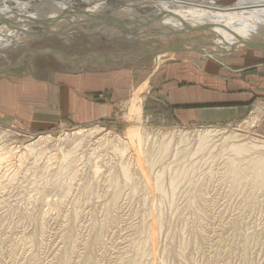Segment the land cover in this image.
<instances>
[{"label":"rangeland","instance_id":"1","mask_svg":"<svg viewBox=\"0 0 264 264\" xmlns=\"http://www.w3.org/2000/svg\"><path fill=\"white\" fill-rule=\"evenodd\" d=\"M89 1L91 3L96 2V0ZM105 1L108 2L110 7L117 9L136 0ZM198 1L195 4L201 3V1L213 2L212 0ZM237 1L239 0H216L215 2L218 6L229 7ZM75 2L78 9L88 7L83 3V0H76ZM36 3L39 4L38 1ZM171 5L175 8L173 3ZM4 6L6 9V7L10 8L13 5L7 3ZM153 10V8H146L139 10L138 13L146 16L152 12L154 13ZM107 14H110V12ZM39 30L43 29L34 28L33 31L36 34L30 35L32 39L24 46L11 47L0 54L10 55L12 60L20 57L18 63L20 60H24V63L31 60V62L36 61L37 64L50 67L59 64L56 61L57 57L40 56L32 59L29 56L30 52H47L54 48L53 50L62 53L67 58L77 56L104 58L110 54L129 57L149 46H154L157 51L164 52L167 50L168 44L176 39V36H171L165 40L150 39L131 42L123 39L112 40L103 35L89 37L75 33L63 35L62 37L50 36L48 39L36 42L33 38L39 36V34L42 35ZM183 33L186 37L198 39L203 37L202 30H188ZM241 50L252 52V49L245 47ZM27 52L29 53L27 54ZM0 58L1 67L6 61L2 57ZM137 58L138 60H135L132 64H119L118 71L112 72L115 75L113 86L111 85L102 93L93 96V99L97 101L95 103L109 106L111 113L105 118L81 125L73 122L72 118H66L55 126L36 129L14 121L0 119V150L5 148L13 153L12 156H9L7 162L2 163L0 168V264H57L70 235L76 238L77 244L83 240L78 245L76 244L75 248L79 246L80 249L77 248V252L75 249L77 254L73 255L75 258L77 257V260L72 257L71 264H91L84 257L85 250L83 246L90 239L94 227L101 228L102 240L94 253L96 264H136L133 242L137 237V229L145 223L144 229L148 231L149 227L157 221L155 216L158 215V211H156L157 202L154 188H156L155 174L159 167L155 168L154 171H148L151 178H149L151 189L149 191L150 189L140 180L142 175L136 170L138 167L136 165L137 157L135 156H137V152L135 151L137 150L135 146H133L134 148H131L128 144L122 146L127 148L126 160H130L132 163V173L134 179H137L135 181L137 192L141 191V194L139 192L137 194L140 196L147 195L149 200L147 199V205H143L140 196H134L129 188H125L114 202L111 197L113 190L109 188V173L118 164L116 163L118 156L108 146H102L101 142L104 139L120 138L124 143H127L129 136L127 134L126 117L129 115V103L133 94L140 91L139 88L146 81L149 88L146 87L142 94L143 113L140 122L145 134L143 135L145 139H143L145 142L143 148L159 141L162 134L171 132L188 131L195 135L199 131L217 129L222 130L226 136L231 133L236 134L239 133L237 131L240 130V124L248 119L251 120L250 122L256 123V127L252 129L253 133L259 137H264V106L260 104L253 106L250 115L246 119L232 125L185 127L176 124L166 114L165 105L157 101L158 83H161L163 69L170 59L163 58L159 67L155 70L156 56L154 54L144 53L133 59ZM170 58L176 60L177 58L200 59L205 57L198 52L184 51ZM7 60L9 61V58ZM71 67L77 66L72 65ZM99 72L104 73L106 71L101 70ZM9 126H15L21 132L8 128ZM79 128L85 130L99 128V132L95 135H88L81 146L76 147L72 142V138L67 139L62 134L63 132L70 134ZM48 133L52 134V138L48 143L38 142L37 135ZM192 138L196 139L195 137ZM30 148L34 149V152H29ZM41 151L44 155L37 157L36 153ZM69 151L74 152L76 160L71 169L64 171L62 177H56L54 173L57 174L62 169L59 160ZM20 156L24 159L20 160ZM51 157L55 159L50 161ZM169 160L172 161V157ZM96 166L99 169L97 174ZM242 169L244 183L241 186L234 184L225 163L221 161L215 164L212 175L199 177L201 180L199 184H203L202 188L205 194V215L200 214L199 217L198 214L193 215L188 211L189 203H187L189 202V195L193 193L192 188L199 184L194 181L195 183L185 185L182 191L178 193L176 200L178 205L175 202V207H171L170 210L168 209L170 207L163 208V229L159 231L160 234L158 233L156 238L155 255L157 256L150 253L143 263L178 264L183 260L186 264H264V185L260 187L253 183L252 165L248 161H243ZM73 171L76 172V177L70 193L65 194L53 190L54 185H57L61 178L70 176ZM88 184H91L96 192L86 193L81 199L80 188ZM34 185L42 187L41 194H37ZM76 189L79 191H76ZM73 193H75V196ZM96 194L102 196L97 198ZM71 200L72 202H70ZM76 204L79 205L80 210L83 208V212H79L80 217L77 218L79 222L72 219ZM105 207L108 209L106 210ZM181 211H183L182 214ZM148 213L149 218H151L149 220H147ZM176 215L177 217H175ZM149 222L151 224H148ZM38 225L40 227L42 225V232L39 236L36 235ZM145 226L147 227L145 228ZM175 227H178V235L173 238ZM145 233L147 232H144V235ZM103 243L104 245H102ZM180 245H184L183 250L179 249ZM157 250L160 251L157 252ZM154 256L156 258H153Z\"/></svg>","mask_w":264,"mask_h":264},{"label":"bare ground","instance_id":"2","mask_svg":"<svg viewBox=\"0 0 264 264\" xmlns=\"http://www.w3.org/2000/svg\"><path fill=\"white\" fill-rule=\"evenodd\" d=\"M36 1H38L39 4H37ZM75 1L76 0H0V53L11 47L18 48L19 46H24L32 39L30 38V35L36 34V32L33 31L34 28L43 29V31L39 30L42 35L39 34V36L33 38L36 42L48 39V37L50 36L62 37L63 35H72L75 33H80L89 37L103 35L112 40L123 39L131 42L150 39L165 40L168 37L176 36V39L173 38L174 40L168 44V46L173 45V49L163 54L162 56H156L154 67L155 70L159 67L160 62L163 58L167 57L169 59H172L170 57L184 51L198 52L205 58L217 59L241 50L243 48V45L241 44L243 41L246 44L245 48L247 49L264 48V0H239L229 7L218 6L214 1L211 3L208 2L195 4L180 0L174 2H170L168 0H136L134 2L126 3L125 5L123 4L124 6L122 8L117 9L110 7L108 5V2L105 0H96V2L94 3H91L89 0H83V3L88 7L86 9H78L76 8ZM7 3L13 6H10V8L6 7L5 9L4 4ZM171 3L175 5V8L172 7ZM146 8H153L154 13L151 11L152 13L146 16H144V14L142 15L138 13L139 10H143ZM78 10H84L87 15H78ZM108 12H110V14H107ZM106 16H113L114 21H102L101 19ZM48 27L50 28L46 32L45 30ZM188 30H202L203 37L199 39L186 37L184 35L185 33L183 32H186ZM44 32H46V36H44ZM183 41H190L192 45H181ZM152 48L155 47L149 46L145 48V50ZM28 53L29 52H27V54ZM39 53L41 52L32 51L30 52L29 56L32 59L40 57L38 56ZM0 57L5 59L6 62H9L7 60L8 56L6 54H0ZM53 57H57V59H55L57 63H59L62 67L64 66L65 68L66 66L69 69L72 65H76L77 69L81 68L82 66L97 67L102 61V58H99L97 56H86L87 59L85 61H81L82 57L80 56L73 58H67L65 56L69 62H67L60 55ZM118 58L119 57L111 59V61H119L120 59ZM23 61L24 60H20L19 65H22L24 63ZM1 71L2 70L0 68V72ZM5 71H7V69ZM146 82L142 84L141 88H139L140 91H137L135 94H133L129 103V115L126 117L127 134L129 136V138L127 139V143H124L120 138L112 140L104 139L102 140L103 142H101L102 146H108L111 151L118 156V161L116 162L118 164L112 170H110L109 173V188L113 190V195H111V197L114 202L119 197L122 190L125 188H129L134 196H140L139 194H141V191H138L139 194H137L138 192L135 187V181L137 179H134V175L132 173V163L130 160H126L127 148L122 146H127L126 144H128V146H131V148H134L133 146H135V149L137 150L135 151L137 152V156H135L137 157L136 165L138 167L136 168V170L139 171L142 175L140 180L144 182L145 186L148 187V189H150V176L148 171H154L155 168L159 167L155 174L156 188H154L156 192L155 200L157 202L156 211H158V215L155 216V219H157V221H155L149 227L148 231H145L144 229L145 223L143 224V226L141 224L142 227H139L137 229V237L133 242V248L136 253V264H142L145 258L150 255V253L152 255L156 254V238L159 231L163 229L162 226L164 223L163 208L170 207L168 208L170 210L171 207H175L178 193L182 191L184 186L190 185L194 181L199 184L201 181L199 177L202 175H212L214 173V166L217 162L221 161L222 163H225L226 169L229 171L231 177L234 180V184L236 186H241L244 183V175L242 169L243 161H248L252 165L253 183L256 186L260 187L264 185V137H259L258 135L253 133L252 129L256 127V123L250 122L251 120L249 121V119L240 124V130L237 131L239 133L236 134L231 133L230 135L226 136V134L222 130L217 129H207L199 131L198 133H195V135L188 131H181L178 133L171 132L162 134L161 139L155 143L149 144L146 141L149 145H147V148H143V143H145L143 135L145 134L144 128H142L140 122L143 113L142 94L144 90H146ZM148 88L149 87H147V89ZM8 128L15 129L17 132L20 131L15 126H9ZM98 132L99 128H92L90 130L79 128L70 134H67V132H63L62 136L67 137V139L72 138L73 144L76 147H79L88 135H95V133ZM51 136V133L45 135H37L38 142L48 143V141H50L52 138ZM192 137H195L196 139L194 140ZM59 148L61 147L59 146ZM29 152H34V149L30 148ZM12 155L13 153L11 150L5 148H2L0 150V168L2 167V163L4 161L7 162L10 158L9 156ZM43 155V151L36 153L37 157ZM169 156L172 157V161L169 160ZM23 159L24 158L20 156V160ZM54 159V157H51L50 161ZM75 160L76 159L73 151L65 153L59 160L62 164V169L58 171L57 174L55 172L54 175L56 177H60L61 175L63 176L64 171H68L72 168ZM46 172H48V170H46ZM45 173L44 175H46ZM97 173H99L98 167L96 169V174ZM75 177L76 172L73 171L70 176L61 178V180H59V183L57 185H54L53 190L55 189V191L63 192L65 194L70 193L73 188ZM202 185L203 184H199L192 188V194L191 192H189L190 190L188 191L191 194L189 195V202H187L189 203L188 211H190V213H192L193 215L198 214V217L200 216V214L205 215V194ZM34 189L36 190L37 194H41L43 190L42 187H38L37 185H34ZM77 189L76 191H79ZM80 190L81 199L86 193H90L93 191L96 192V189H94L91 184L82 186ZM149 191H151V189ZM73 194L75 196V193ZM96 196L98 198L102 195L96 194ZM140 197L142 199V204L145 205L148 199L147 195H143ZM70 202H72V200ZM74 208L75 209L72 214V219L76 220L77 222L79 212H81L83 208L81 207L82 210H80L78 204H76ZM105 208L107 210L109 208V205L108 208ZM183 211H181V214ZM149 213L147 215V220L151 219L149 218ZM145 216L143 217L146 218ZM175 217H177V215ZM148 224L151 223L149 222ZM147 226H145V228ZM173 230L174 238L176 235H178V227H175ZM41 232L42 225L41 227L40 225H38L36 235L39 236ZM144 232L147 233H145L144 235ZM82 241L83 240H81V242ZM100 241H102L101 228L94 227L90 239L85 242L86 244H84L85 246H83L85 250H83L85 253L84 257L86 261L90 262L91 264H96L94 261V253L96 252V247L98 246ZM76 244V238L73 235H70L68 237L67 244L64 247L65 249L60 256L57 264H71V258H75L73 254L77 252V248L79 247L78 246L77 248H75L78 245ZM102 245H104V243ZM79 249L80 248H78V250ZM179 249L183 250L184 245H180ZM158 251L160 250H157V252ZM155 256L153 258H156ZM178 264L186 263L181 260Z\"/></svg>","mask_w":264,"mask_h":264},{"label":"crops","instance_id":"3","mask_svg":"<svg viewBox=\"0 0 264 264\" xmlns=\"http://www.w3.org/2000/svg\"><path fill=\"white\" fill-rule=\"evenodd\" d=\"M256 50L236 51L217 59H170L160 75L158 103L165 105L169 118L185 127L243 121L254 105L264 106V48ZM117 57L119 61H111ZM8 58L0 67V119L35 129L55 126L66 118L81 125L108 116L109 106L95 103L93 96L113 86L112 72L118 71L119 64L138 60L110 54L97 67L69 69L31 60L19 65L20 57Z\"/></svg>","mask_w":264,"mask_h":264},{"label":"water","instance_id":"4","mask_svg":"<svg viewBox=\"0 0 264 264\" xmlns=\"http://www.w3.org/2000/svg\"><path fill=\"white\" fill-rule=\"evenodd\" d=\"M78 15H87V13H85L84 12V10H78ZM67 16V15H66ZM65 17V16H64ZM102 21L103 20H106L107 22H113L114 21V17L113 16H106V17H104L103 19H101ZM4 25H5V23H4ZM7 25V24H6ZM35 25V24H34ZM50 27H48V28H46V32L48 31V29H49ZM43 31V30H42ZM46 32H44V36H46ZM183 44H185V45H187V46H191L192 45V43L190 42V41H183L182 43H181V45H183ZM242 45H243V47H246L245 45V43H244V41L241 43ZM173 46V45H172ZM171 45H169L168 46V48H167V50H165L164 52L163 51H161V52H158V51H156V49L155 48H152V49H146V50H144V49H142V50H140L139 52H137V53H135V54H133L132 56H130V59H133V58H135L136 56H139V55H141V54H144V53H152V54H154L155 56H162L163 54H165V53H167V52H169V51H171L172 49H173V47H172ZM263 46V45H262ZM62 56L67 62H69L68 61V59L63 55V54H61L60 52H56V51H54V50H49V51H47V52H41V53H39L38 54V56ZM111 57H108L107 58V60L108 59H110ZM87 59V57H82L81 58V61H85ZM123 61H126V59L125 58H121Z\"/></svg>","mask_w":264,"mask_h":264}]
</instances>
